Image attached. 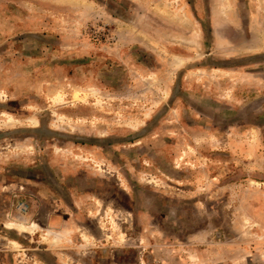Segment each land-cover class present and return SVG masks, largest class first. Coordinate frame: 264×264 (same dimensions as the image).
Wrapping results in <instances>:
<instances>
[{
	"label": "rangeland",
	"instance_id": "1",
	"mask_svg": "<svg viewBox=\"0 0 264 264\" xmlns=\"http://www.w3.org/2000/svg\"><path fill=\"white\" fill-rule=\"evenodd\" d=\"M0 264H264V0H0Z\"/></svg>",
	"mask_w": 264,
	"mask_h": 264
},
{
	"label": "bare ground",
	"instance_id": "2",
	"mask_svg": "<svg viewBox=\"0 0 264 264\" xmlns=\"http://www.w3.org/2000/svg\"><path fill=\"white\" fill-rule=\"evenodd\" d=\"M5 227H7V228H15V229H17V230H19L21 232H27V231H32L34 226L33 225L32 226H27V225H24L23 223L11 222L10 221V222H6L5 223Z\"/></svg>",
	"mask_w": 264,
	"mask_h": 264
}]
</instances>
